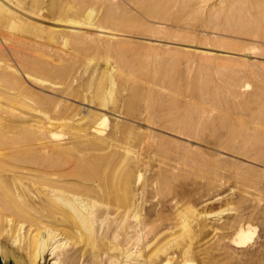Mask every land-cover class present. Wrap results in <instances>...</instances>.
I'll return each mask as SVG.
<instances>
[{
    "label": "rangeland",
    "instance_id": "1",
    "mask_svg": "<svg viewBox=\"0 0 264 264\" xmlns=\"http://www.w3.org/2000/svg\"><path fill=\"white\" fill-rule=\"evenodd\" d=\"M173 1L0 0L1 130L56 134L53 159L85 166L65 188L94 219L66 211L57 264H264V103L252 101L264 97V38L224 26L264 0ZM31 205L3 206L0 264L54 263L35 259ZM45 206L40 220L55 221L60 206Z\"/></svg>",
    "mask_w": 264,
    "mask_h": 264
},
{
    "label": "bare ground",
    "instance_id": "2",
    "mask_svg": "<svg viewBox=\"0 0 264 264\" xmlns=\"http://www.w3.org/2000/svg\"><path fill=\"white\" fill-rule=\"evenodd\" d=\"M203 1H207V0H203ZM0 8H2V7H0ZM232 8H234V7H232ZM240 8H242V7H240ZM245 9H246V6H245ZM235 10H238V9H235ZM243 11H240L239 14H241V12H243ZM244 12H246L245 15H243L241 17H239L240 15L238 16L237 11L234 12L237 15V17L231 15L232 13L229 14L230 16L227 17V21L228 22L226 21L227 23L224 25L226 27V29L233 30L236 33L238 31V32H240L242 34H245V35H250V36H255V37L256 36H258V37L260 36L259 38H261V37L264 38V13H263L264 11L262 12V10H261L260 13H258L259 12L258 11L257 14L248 13L247 10H245ZM249 12H250V9H249ZM242 14H244V13H242ZM132 28H134V27H132ZM134 30H135V28L133 30L132 29H130V30L129 29H124L121 32L122 33H130L131 34V33H134ZM224 31H226V30H224ZM99 33H101L103 35H106V37H108V38L111 37V39L113 38V39L116 40V42H119L118 37L120 35L109 34L110 32H106L104 30L103 31H99ZM14 38L15 37H13V41H14ZM11 41H12V39H11ZM21 41H23V40H20V42ZM0 42L4 43L3 40H0ZM10 45H12V43ZM32 50H34V49H32ZM28 60H30V59H28ZM23 67H25V66H23ZM14 69H16V68H14ZM225 70H223V71H225ZM230 71H232V70H230ZM43 73H45V72H43ZM228 74H229V71H228ZM42 80L40 82H38V80H35V81L40 87L48 88V89L51 90L52 86H49V85L45 84ZM238 88H239V86H238ZM203 89L206 90L205 88H203ZM192 91L194 92V90H192ZM243 91H245V90H243ZM253 98H256L258 102L260 101L259 104L260 103H264V97L262 95H259V93L258 94L254 93V95L252 96V101L254 100ZM220 101H218V102H220ZM249 101H251V100H249ZM249 101H247V104H248ZM243 104H244V102H243ZM262 105H264V104H262ZM262 105H261V107H263ZM217 107H218V103H217ZM220 107H221V105H220ZM220 110L224 111V110H222V107L220 108ZM204 112L206 113V111H204ZM11 113H10V115H11ZM50 117H52V116H50ZM205 117L207 118V116H204V118ZM219 118H220V116H218V119ZM178 120H179V118H178ZM185 120H186V118H185ZM222 120L223 119L220 118V121H222ZM101 122L103 124H105V120H102ZM189 123H187V125ZM38 125H39V123H38ZM180 126H181V124H180ZM183 126H181V127H183ZM202 126L205 127L206 125L205 126L202 125ZM24 127H27V124ZM188 127H190V126H188ZM203 127L201 128L202 130H203ZM41 128L42 127H40V129ZM43 128H44V126H43ZM14 133L16 134V132H14ZM15 134H11V135L5 136V134L3 133V131L0 128V214H2L1 210L3 209L4 205L9 207V208H11V209H13V211H14V209L19 211L20 214H21V209H18V208L13 206L14 201H18V202L21 203L25 199L31 200L32 205L27 207L26 212L25 213L22 212V214H24L26 217L30 218L31 220L37 222V226L41 230L40 231L41 234H40V237L38 239V243L36 242L38 245H37V250H36V253H35V259H38V261H41V260H43V258L46 255V253L50 252V255L53 256V259H55L53 264H57L58 262L61 261V259L66 254L65 243L59 242V239H58L59 236H60V233L62 231L61 227L64 225L63 223L67 222V220L69 219V217H67V212L66 211L70 210L73 213V215L71 216V220H73L74 222L78 221V222L81 223V225H86L87 223L92 222V219H94V217L92 218V214L93 213H92V211L90 209L91 208V205L89 204L90 201L88 200L89 203H87V201L85 199L81 198V196L79 197V196L73 195V194L69 198V194H68V192H67V190L65 188L66 178L69 177L70 174H73V173L77 174V173L84 172L83 171V170H85L84 169V167H85L84 166V162L76 161V163L72 164L73 166L70 169L69 168V166H70L69 162H62V161L54 160L53 157H52L53 152L55 150H60L65 145L64 143L61 142V140L59 139V136L56 135V134L52 135V137L55 138V139L47 140L46 142H41V143H29V142L20 141L21 138L19 139V137H17V134L16 135ZM25 135H26V133H25ZM26 137H28V136L26 135ZM27 141H29V140L27 139ZM3 142H6V143H3ZM261 142H262V140H261ZM259 148H261V146ZM260 157L261 156H259V158ZM64 158H66V157H64ZM4 159H8L12 163V165L3 164V160ZM80 171H82V172H80ZM5 175L10 177L9 180L14 183V192H13L12 196L10 194H7V192L5 191V189H6V187L4 186V176ZM77 175L79 176V174H77ZM12 182H11V184H12ZM69 186H71V185L69 184ZM53 203H56V204H58L60 206V209L57 211V213L55 211V213L58 215V217L54 218L55 221H53V219L51 218L52 219L51 221H47L48 224L46 222L43 223L40 220V217H39L40 216V214H39L40 213V211H39L40 209L39 208L40 207L43 208L45 205H48V204L50 206V204H53ZM47 207L48 206H45V210L48 209ZM52 209H54V208H52ZM55 213H54V215H55ZM0 216H1L0 217V220H1L2 215H0ZM20 216H22V215H20ZM26 217H24V218L26 219ZM49 218H50V216H49ZM46 220H48V218ZM32 224H34V222H32ZM52 225H54L58 229H53ZM34 228H36V227H34ZM88 229L92 231V225L91 226L88 225ZM89 230H87V231H89ZM38 232L39 231H37V234L39 235ZM249 233H250L249 229H241L239 231L238 240H237L236 244L237 245L244 244L246 242V240H248L247 238H248V234Z\"/></svg>",
    "mask_w": 264,
    "mask_h": 264
}]
</instances>
